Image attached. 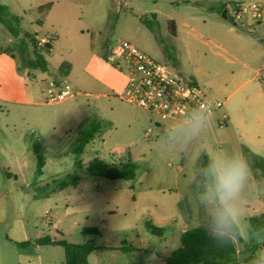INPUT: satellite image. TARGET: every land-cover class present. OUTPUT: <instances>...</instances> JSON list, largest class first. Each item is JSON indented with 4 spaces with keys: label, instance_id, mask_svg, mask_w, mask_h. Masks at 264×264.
Returning a JSON list of instances; mask_svg holds the SVG:
<instances>
[{
    "label": "rangeland",
    "instance_id": "rangeland-1",
    "mask_svg": "<svg viewBox=\"0 0 264 264\" xmlns=\"http://www.w3.org/2000/svg\"><path fill=\"white\" fill-rule=\"evenodd\" d=\"M213 2L0 0L21 19L22 31L15 38L0 23V264H65L63 248L37 243L44 237L91 243L88 264H165L184 231L202 227L211 234L215 207L204 201L201 166L215 151L241 155L251 170L235 202L241 216L232 236L236 252L228 258L264 261V231H252L249 223L264 214V37L258 27L221 17L234 2L221 11ZM46 3L51 9L40 15L37 7ZM230 29L248 37L242 53ZM25 35L52 40L45 76L70 85L71 98L45 103L41 71L24 66L21 42L32 52ZM122 40L181 80L197 77L205 95L223 104L204 116L205 130L189 137L188 122H162L121 99L127 74L107 61V52ZM232 53L247 68L230 63ZM63 63L70 66L66 77L58 74ZM225 111L235 126L221 120ZM94 120L100 133L75 156L79 131ZM95 158L133 162L136 176L92 177L86 167ZM73 178L76 187L59 189ZM88 228L98 234H84Z\"/></svg>",
    "mask_w": 264,
    "mask_h": 264
},
{
    "label": "built area",
    "instance_id": "built-area-1",
    "mask_svg": "<svg viewBox=\"0 0 264 264\" xmlns=\"http://www.w3.org/2000/svg\"><path fill=\"white\" fill-rule=\"evenodd\" d=\"M224 15L235 24L242 25L246 18L254 23H264V1L227 4ZM36 42L42 48L49 43V39L36 36ZM107 61L127 74L121 99L157 115L161 121L187 123L201 114V108L204 109L203 115L207 116L223 106L220 101L207 97L194 79L181 80L167 66L146 56L126 40L111 46ZM43 93L44 101L48 105L60 103L73 96L70 85L53 80L45 82ZM225 119L222 116L223 122Z\"/></svg>",
    "mask_w": 264,
    "mask_h": 264
},
{
    "label": "trees",
    "instance_id": "trees-1",
    "mask_svg": "<svg viewBox=\"0 0 264 264\" xmlns=\"http://www.w3.org/2000/svg\"><path fill=\"white\" fill-rule=\"evenodd\" d=\"M52 3H46L37 7V11L40 15H46L51 9ZM21 19L19 17L12 16L6 6L0 5V23L6 28V30L15 38H18L22 33L20 27ZM41 24V20L38 22ZM169 31L175 36L176 26L174 22H169ZM28 42L32 46L31 55L25 52V42H21L23 62L26 69L29 71L36 70L37 68L41 72H45L46 60L45 56L49 54L52 46V40L44 47H38L36 39L33 36L25 35ZM70 66L68 63H63L58 68V74L60 77H66L69 73ZM59 83V82H57ZM102 125L99 121H91L82 130L79 131L75 147L72 149V153L78 156L82 153L83 149L94 140L95 136L100 133ZM34 152L37 159L38 168L43 165L40 149L34 147ZM256 156V155H253ZM264 165V159L260 160ZM77 166L81 165L76 162ZM202 169L208 167V163L204 161L202 163ZM90 176L96 178H105L110 181H131L134 180L137 171V165L133 162H122L118 164H109L97 158L88 162L86 167ZM205 180V179H203ZM211 183V181L209 180ZM78 180L73 178L69 183L61 181L59 183V189H63L68 185L76 187ZM250 228L252 231H264V214L258 217L249 219ZM84 234H98V231L94 228H88L83 230ZM39 245H52L59 246L64 250V263L65 264H88L87 257L94 251V246L91 243L84 244H70L64 240H52L49 237L41 238L37 241ZM236 252L233 239L228 241L224 245H218L216 239L202 227H195L184 231L180 236V246L175 249L168 257L164 258L165 264H235L233 260L228 256Z\"/></svg>",
    "mask_w": 264,
    "mask_h": 264
},
{
    "label": "clouds",
    "instance_id": "clouds-1",
    "mask_svg": "<svg viewBox=\"0 0 264 264\" xmlns=\"http://www.w3.org/2000/svg\"><path fill=\"white\" fill-rule=\"evenodd\" d=\"M201 108L200 115L188 122L185 130L189 137L199 135L207 127L206 118ZM207 190L204 193V201L215 207L211 236L218 245H224L232 239L234 226L239 223L241 212L236 205V199L242 191L245 183L251 175L248 162L239 154L228 156L220 153L211 158L208 167L204 170ZM211 183H207L208 181ZM254 264H264L258 259Z\"/></svg>",
    "mask_w": 264,
    "mask_h": 264
},
{
    "label": "crops",
    "instance_id": "crops-1",
    "mask_svg": "<svg viewBox=\"0 0 264 264\" xmlns=\"http://www.w3.org/2000/svg\"><path fill=\"white\" fill-rule=\"evenodd\" d=\"M254 1H256V2H260V1H264V0H214V2L213 3H211V5H210V7H213L214 9H217V10H220L221 11V9H222V7L226 4V3H232V2H254ZM220 13V12H219ZM221 17L223 18V19H226L227 18V16L226 15H221ZM242 25H244V26H246V27H258V33H259V35H261L262 37H264V31H262L261 29H260V27H261V25H264V23H254L253 21H251L249 18H246L245 20H244V22L242 23ZM232 32H235V34H237V35H235L236 37H235V47L242 53L244 50H246L247 49V40H246V38H248L247 36H245L242 32H239V31H235L234 29H230ZM249 34H251V32H249ZM51 46H52V44H51ZM218 48L220 49V50H222V51H224V49H223V47L220 45V46H218ZM52 49V48H51ZM51 51V50H50ZM50 53V52H49ZM107 55H108V52H107ZM228 55H230V54H228ZM231 56L233 57V59L230 61V60H228L230 63H233V61L234 60H236V61H238L239 63H241L242 64V66H243V68L245 69V68H247V64L245 63V62H243L242 60H239L238 58H236L235 57V55L232 53L231 54ZM41 74L43 75V77L41 78L42 79V83L44 84V86H45V82L46 81H48V80H53V81H55L56 83L57 82H61L62 80L61 79H58L57 81H56V79H51V78H49L48 76H45L46 75V71L45 72H41ZM192 78L197 82V77H194V76H192ZM126 79H127V77H126ZM30 80L31 81H33L34 80V77L33 76H31V78H30ZM125 89V88H124ZM222 116H225L226 117V119H225V122H226V124L229 122L230 124H231V126H235V124L233 123V121H232V119H231V117L227 114V112L225 111L223 114H222ZM162 122H164V121H162ZM166 122V121H165ZM168 122H172V121H168ZM178 122V121H177ZM180 123H182V122H180ZM157 124H160L159 122H157ZM238 124V123H237ZM255 155H258V152H255L254 153ZM216 155H218L217 153H216V151H215V153H214V157L216 156ZM259 156V155H258ZM262 158V157H261Z\"/></svg>",
    "mask_w": 264,
    "mask_h": 264
}]
</instances>
